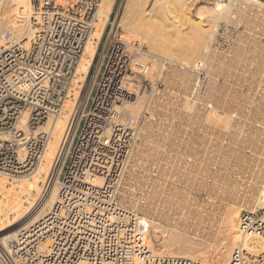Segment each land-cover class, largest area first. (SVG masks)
<instances>
[{"label":"bare ground","instance_id":"obj_1","mask_svg":"<svg viewBox=\"0 0 264 264\" xmlns=\"http://www.w3.org/2000/svg\"><path fill=\"white\" fill-rule=\"evenodd\" d=\"M118 7L116 28L123 29L125 40L138 41L147 48L142 52V59L137 60L149 69L147 78L166 76V69L173 68L181 74L183 84L192 89V95L183 96L182 105L179 103L181 107L176 108L180 117H186L182 127L158 126L159 129L151 130L145 136V149L134 142L125 155L117 186L118 205L135 213L140 229L147 228L145 244L155 254L188 258L202 264H229L231 253L240 242L249 245L254 254L263 253V240L257 235L242 236L240 222L243 215H249L251 222L264 219V103L261 106L251 91L241 98L244 100L242 103L247 101L245 104L227 108L224 114H218L216 108L220 99H213L215 106L207 101L208 97L214 96V85L209 83L208 90L206 86L198 89L197 76L193 71L199 62L212 76L223 67L225 56L215 48L218 41L216 29L219 21H228L234 15L236 21L243 20L248 26L247 38L240 39L252 43L253 51L262 49L259 55H255L254 51L255 56L250 61L254 60L257 65L255 73L259 77L252 84L259 83L264 93V46H258L253 34L260 30L264 32V3L258 0H100L93 31L85 44L62 109L46 122L51 135L39 165L26 175L0 172V249L6 246L8 240L15 239L21 229L45 217L58 201V184L54 181L60 172L58 167L55 169L58 150L62 145L63 155L69 150L67 145L70 143H63V140L105 35L106 25L111 22L113 9ZM192 11H195L196 19ZM31 14L30 0H0V51L7 48L4 47L7 42L28 46L35 32ZM155 51L167 60L168 67L161 64V57L154 54ZM234 69L232 64L228 65L229 74L234 73ZM136 71L137 68L133 69L130 76L139 80ZM262 94L259 97L263 100ZM143 97V94H137L115 106L120 122L131 125L141 120ZM193 98L195 102L190 104L188 99ZM233 99L236 100L235 97ZM234 100L231 102L233 106ZM251 100L258 102L262 108L258 105L260 111L255 113V116L260 115L257 128L251 126L248 117L255 104H250ZM195 126L205 127L204 131L210 134L214 129V136L198 138L197 146L194 145L196 141L193 144L187 142L186 129ZM138 133L134 131V139ZM106 137H109L108 131ZM221 138L230 142L233 140V144H224ZM237 141L263 155L258 159L259 169L250 177H234L233 169L240 156L233 147ZM143 156L147 165L138 173V163ZM92 157L85 170L84 181L101 185L105 173L102 168L109 171L112 166L107 164V159L113 162L118 152L108 153L100 149ZM226 200H230L231 204L227 205Z\"/></svg>","mask_w":264,"mask_h":264},{"label":"built area","instance_id":"obj_2","mask_svg":"<svg viewBox=\"0 0 264 264\" xmlns=\"http://www.w3.org/2000/svg\"><path fill=\"white\" fill-rule=\"evenodd\" d=\"M99 1L30 0L35 32L28 46L16 44L0 51L1 173L26 175L39 165L51 135L46 122L62 109ZM118 13L119 7L114 8L82 86L63 140L70 143L69 150L65 155L63 145L58 150V201L45 217L7 241L0 249V264H202L153 253L145 244L147 228L140 229L135 213L118 205V180L135 130L120 122L114 108L148 85V69L137 62L146 48L124 39L115 26ZM135 68L143 76L139 80L130 76ZM193 71L197 88H204L205 67L199 62ZM100 149L115 150L118 157L107 159L112 167L102 168L101 185L85 183V170ZM240 229L242 236L257 235L264 242V219L251 222L243 215ZM249 248L243 242L236 245L229 264H264V252L254 254Z\"/></svg>","mask_w":264,"mask_h":264},{"label":"rangeland","instance_id":"obj_3","mask_svg":"<svg viewBox=\"0 0 264 264\" xmlns=\"http://www.w3.org/2000/svg\"><path fill=\"white\" fill-rule=\"evenodd\" d=\"M211 1H214V0H209V2H211ZM252 11L255 12V10H252ZM252 11H249V12L251 14H253ZM191 14H192L193 18L196 19L195 11H192ZM232 17H233V19H232ZM246 28L248 29V26L245 24V22L243 20L242 21H236L235 16L232 15L230 17V20H228V21H223V20L219 21V25L216 29V32L218 33L219 38H218L217 43L215 44V48H217V50L219 52H221L225 56V58H223V63L221 65L223 67H220L219 70L215 71L213 76L211 75V73H209L207 71L208 80H207V83L205 84V86H206L205 88L207 90H208V88H210L209 86L211 84H209V83H212V85H214L213 86L214 88L212 91L214 96H211L212 98L208 97L207 101L214 105L215 102L213 101V99L219 98L220 104L218 105L216 110H217L218 114H221V115L224 114V110H227V108L228 109L229 108L232 109V107L237 108L238 105H240L244 101V100H241L242 96L245 94H249L251 91H252L251 94L253 93L252 95L254 96V99L257 97L256 100L260 103L261 106H262V103H264V98L262 100V98L260 99V97H259V95L262 94V91H261L262 87L259 86L260 85L259 83L252 84V81L253 80L258 81L255 79H259V77L255 73L257 70V68H256L257 65L255 64L254 60L250 61L253 59V56L259 55L260 54L259 52H262V49L259 48L260 51H258V50L256 51V49H255L254 50L256 52L255 53L251 49V46H252V48H254L252 43H249L247 40L245 41L243 39H240L241 37L245 38V39L247 38L246 37V35H247V29ZM118 29L121 31L122 34H124V31L121 27H119ZM242 34H243V36H242ZM253 34L255 36L254 37L255 41L257 43H259L258 46L260 47V44H261V48H262V45L264 46V32H263V30L262 31L260 30L259 32H253ZM240 41L242 43H240ZM243 43H244V45H243ZM240 44H241V46H240ZM10 45H13V44L10 42H7L4 45V47H8ZM242 45L244 46V48ZM250 50H252L253 52ZM241 51H243V52H241ZM153 53L160 56V54H158V53H160L159 51H158V53L156 51ZM253 53H255V55ZM243 55H244V57H243ZM141 56H142V54H141ZM141 56L139 57L140 59H142ZM160 57L162 59L163 56L161 55ZM243 58H244V60H243ZM248 58H250V59H248ZM142 64L144 66H146V64H144V63H142ZM229 64H232L235 67L234 73L232 72V74L228 73V65ZM166 65L168 67V64H165V66ZM250 65H251V67H250ZM175 68H179V67L176 66ZM166 71H168V72L164 73V75H166V76L160 75L159 76L160 78L159 77L147 78L149 76V74L147 73L144 76V78L147 79V83H148L147 89H145L144 91H141L138 94L139 96L142 94L144 95V97L142 99V104L140 106L141 108H140V116H139L142 121L138 120V122L136 124L135 123L133 124V122H132L131 125L135 131L137 130V133L138 132L140 133V134L138 133V136L136 137L134 144H136V142H138L142 145V147L144 149L146 148V146H145L146 141L145 140L147 139V138H145V136H147L149 134V131L157 130V129H159V127H162V128H171V127L174 128V127H180V126L182 127L183 121H184L183 119L186 118L183 116L180 117L178 114L179 109H176V108L181 107V105L183 103V100H181V98L183 96L187 95L188 97H190L192 95V89L190 88V86H186L185 84H183V81H182L183 78L181 79V77H180L181 74L179 75L178 71H176L173 68L172 69L167 68ZM247 72H249L250 74H248ZM252 73L253 74L255 73L254 74L255 78H254V76L253 77L251 76ZM136 74H137V76H139V79H141L143 77L140 75L138 70L136 71ZM162 76H163V78H162ZM165 77H167V81H166ZM189 89H191L190 90L191 92L188 93ZM219 90L222 93H220ZM216 92L218 93L219 97L216 94ZM188 94L189 95L191 94V95L189 96ZM231 94H232V96H231ZM234 94L238 97H236ZM238 94H240L241 96ZM222 95H225L226 98ZM222 97H224V98H222ZM229 97H232V98H229ZM233 97H235L236 100H234ZM203 99H202V101H203ZM205 99H206V97H205ZM205 99H204V101H205ZM230 99H232V100L230 101ZM188 100H189L188 102L190 104L191 103L193 104L192 101L195 102V98H193L192 100H190V99H188ZM233 100L235 102L234 106H233V103H231V102H233ZM236 102H238V103H236ZM246 102L247 101H245L242 104H245ZM258 102H256L255 100H253V101L251 100V103H250V101H249L250 104L255 103L254 105H252V112L249 111V114H248L249 120L251 121V126H253L255 128H257V125L259 124L258 118H260V115L255 116L256 115L255 113L257 112V114H258L260 111V109L258 108L260 106ZM256 103H258V104H256ZM261 106H260V108H261ZM159 122H161V123L159 124ZM167 124H168V126H167ZM195 127H197V126H195ZM195 127L192 129L191 128L186 129L188 131L187 136L189 138V140H187V142L190 141L193 144L196 141V143L194 144L195 146H197V143L199 142L198 138L202 139L205 135L206 136H209V135L212 136L213 133H215L214 129L212 131L213 133L210 134V133H206L204 131L205 127L203 128V126H201V127L198 126L197 127L198 129L197 128L195 129ZM140 135H142V136L140 137ZM189 136L190 137L193 136L194 138H190ZM221 139H222V141H221L222 143L229 145L228 142H230V140L223 139V138H221ZM232 141L233 140H231L230 143L233 144ZM222 147L223 146H221V148ZM233 147L236 151H238L237 152V153H239L238 155H240L238 157V160H237L238 163H236L237 166L238 165L239 166H238V168L236 166V168L233 169L235 172L234 177L238 179L241 177V175L245 176V177H250L251 175L255 174L256 170L259 169V167H257V165L259 164L258 162L260 160H258V159L263 157V155H261L259 152L257 153L249 145H245L241 141H237V143H234ZM142 158H143V160H141L138 163V165H139L138 173L141 172V170L144 168L143 167L144 165L145 166L147 165L145 163V159H144L145 156H143ZM255 159H257V160H255ZM254 160L257 161V163ZM246 161H251L252 163L250 162V164H247ZM249 165L250 166L252 165V166L250 168L245 167V166H249ZM242 167H245L246 169L243 170ZM239 169H241V170H239ZM226 202H227V205L231 204L230 200H226ZM138 215L141 216V213H138Z\"/></svg>","mask_w":264,"mask_h":264}]
</instances>
